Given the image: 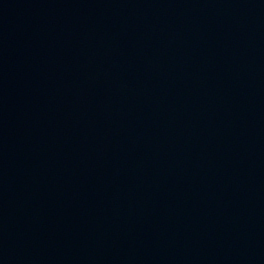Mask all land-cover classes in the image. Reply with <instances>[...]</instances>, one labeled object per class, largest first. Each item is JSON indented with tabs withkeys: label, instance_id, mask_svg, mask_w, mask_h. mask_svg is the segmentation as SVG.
<instances>
[{
	"label": "water",
	"instance_id": "obj_1",
	"mask_svg": "<svg viewBox=\"0 0 264 264\" xmlns=\"http://www.w3.org/2000/svg\"><path fill=\"white\" fill-rule=\"evenodd\" d=\"M0 264H264V0H0Z\"/></svg>",
	"mask_w": 264,
	"mask_h": 264
}]
</instances>
